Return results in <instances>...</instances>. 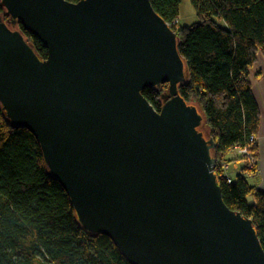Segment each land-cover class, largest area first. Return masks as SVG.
I'll return each instance as SVG.
<instances>
[{
    "label": "water",
    "instance_id": "obj_1",
    "mask_svg": "<svg viewBox=\"0 0 264 264\" xmlns=\"http://www.w3.org/2000/svg\"><path fill=\"white\" fill-rule=\"evenodd\" d=\"M0 5V111L34 135L82 229L130 264H264L252 219L223 201L205 116L178 91L179 38L150 0ZM163 83L156 110L142 91Z\"/></svg>",
    "mask_w": 264,
    "mask_h": 264
},
{
    "label": "trees",
    "instance_id": "obj_2",
    "mask_svg": "<svg viewBox=\"0 0 264 264\" xmlns=\"http://www.w3.org/2000/svg\"><path fill=\"white\" fill-rule=\"evenodd\" d=\"M189 1L197 21L178 27V21H172L178 17L180 0H150L179 38L188 78L178 91L205 116L204 130L215 142L214 171L223 201L252 219L264 249V191L250 184L245 175L256 170V163L248 167L244 156L233 151L246 147L257 157L256 140L249 141L251 135L256 136L259 123L249 68L257 51L264 53V0ZM18 26L45 57L44 44ZM161 86L142 91L156 110L166 83ZM229 151L232 157L227 156ZM232 159H241L243 167L238 173L228 172L231 181L227 182L220 174V163ZM0 264H130L108 236L81 228L64 188L48 174L34 135L10 124L1 111Z\"/></svg>",
    "mask_w": 264,
    "mask_h": 264
},
{
    "label": "crops",
    "instance_id": "obj_3",
    "mask_svg": "<svg viewBox=\"0 0 264 264\" xmlns=\"http://www.w3.org/2000/svg\"><path fill=\"white\" fill-rule=\"evenodd\" d=\"M256 71H260L261 73L258 76H254ZM249 76L251 80V93L259 111V123L256 130V170L252 173H245V175L250 184L264 191V53L261 50L257 51L255 60L249 68ZM227 156L232 157L229 153H227ZM230 164H234L231 171H229ZM236 164L234 161L228 162V172L230 174L240 171V165Z\"/></svg>",
    "mask_w": 264,
    "mask_h": 264
},
{
    "label": "rangeland",
    "instance_id": "obj_4",
    "mask_svg": "<svg viewBox=\"0 0 264 264\" xmlns=\"http://www.w3.org/2000/svg\"><path fill=\"white\" fill-rule=\"evenodd\" d=\"M177 18H178L177 19L178 27H180L181 24L188 25V24H191V23L197 21V16L195 14L194 8H193V6L189 0H180V2L178 4V17ZM223 38H225V37H223ZM228 153H229V155L232 156L233 151H229ZM232 160H234V162L237 163L236 165H240L241 168L243 167V163L241 162V159H232ZM230 162H233V161H230ZM230 165L231 166L229 168V171H231L234 164H230ZM252 200L253 199H252L251 195L247 196L248 202H251Z\"/></svg>",
    "mask_w": 264,
    "mask_h": 264
},
{
    "label": "built area",
    "instance_id": "obj_5",
    "mask_svg": "<svg viewBox=\"0 0 264 264\" xmlns=\"http://www.w3.org/2000/svg\"><path fill=\"white\" fill-rule=\"evenodd\" d=\"M177 18H175L172 23L176 24ZM256 140V136L251 135L249 138V141L253 142ZM233 151H235L237 154L244 156V163L247 164L248 167H252L256 163V158L248 151L246 147H234ZM221 166V176L225 178L227 182L231 181V177L228 174V163L225 161H222L220 163Z\"/></svg>",
    "mask_w": 264,
    "mask_h": 264
}]
</instances>
